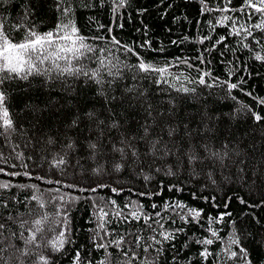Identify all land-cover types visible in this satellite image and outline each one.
<instances>
[{"label": "trees", "instance_id": "16d2710c", "mask_svg": "<svg viewBox=\"0 0 264 264\" xmlns=\"http://www.w3.org/2000/svg\"><path fill=\"white\" fill-rule=\"evenodd\" d=\"M205 4L212 10L203 11L200 0H126L117 11H113L117 0H0V25L15 40L22 39L33 26L39 32L55 29L65 16L63 10L70 8L69 18L88 43L103 47L114 36L145 61L171 65L165 78L175 85L155 84L152 77L160 79L156 74L133 80V73L125 71L124 78L111 88L103 85L106 95L124 101L109 104L99 94L101 86L84 77L52 81L30 77L28 81L5 82L16 131L7 137L0 135V168L4 169L0 183L10 184L7 189L0 188V224L5 225L0 230V249H6L0 252V264H39L40 254L50 257V264H73L77 251L81 264H126L133 252L136 259L132 264H244L242 258L229 259L227 245L234 231L252 264H264V122L257 124L249 111L264 116V104L259 103L264 98V60L255 58L257 53L264 56V30L251 27L264 17L242 8L243 0H205ZM225 6L228 11H220ZM225 15L231 19L217 24ZM232 20L239 35L232 34ZM248 30L252 36H247ZM205 36L209 39L201 42ZM221 36L225 40L216 44ZM245 43L248 48L243 47ZM113 51L122 63H137L131 53L115 47ZM183 60L187 63L180 62ZM82 63L89 68L96 66L90 60ZM202 73H210L204 78L212 87L189 82ZM224 81L239 86L229 91ZM180 84L196 91L178 92ZM133 85L144 96L129 103L131 95L125 89ZM88 113H95V117ZM113 121L118 124L115 128L110 127ZM158 139L159 151L153 155L150 142ZM128 142L136 156H132ZM93 143L96 149L90 147ZM114 145L124 148V154L114 151ZM165 145L170 155L165 154ZM205 145L209 152L227 150L230 158L222 166L208 158ZM189 151H195L201 160L189 164ZM60 157L65 162L54 166ZM117 164L122 165L119 170ZM169 169L175 174L169 175ZM12 172L20 175L12 176ZM25 172L30 175H23ZM145 176L150 178L145 180ZM112 188L122 191L114 193ZM41 193L46 203L43 209L30 199ZM65 194L76 199H51ZM241 199L246 203H240ZM165 203H183L186 208L166 209ZM97 204L110 213L105 224L110 236L103 237L97 228ZM58 207L66 213L67 225L63 215L55 216ZM138 208L152 219L147 223L142 218L134 220L129 213ZM187 208L203 210L198 221L180 219ZM116 210H122L128 219L112 215ZM224 212L231 215L211 225L219 238L206 246L211 255L205 259L200 256L205 246L197 241L211 238L209 217ZM44 213L50 214V221H57L51 225L57 231H51L46 222L45 231L38 234L40 247L28 246L29 255H21L17 248L25 247L27 229ZM21 220L28 221L24 229L20 228ZM65 227L70 242L53 252L46 242ZM181 228L182 232H176ZM164 230L173 232L174 238L164 241L159 235ZM97 231L102 238L95 243H107L121 235L124 242L119 248L109 245L97 249L93 241ZM136 236L141 237L139 247ZM154 236L161 243L156 244L151 239ZM231 250L238 251L237 245H231Z\"/></svg>", "mask_w": 264, "mask_h": 264}, {"label": "snow or ice", "instance_id": "6c2138e0", "mask_svg": "<svg viewBox=\"0 0 264 264\" xmlns=\"http://www.w3.org/2000/svg\"><path fill=\"white\" fill-rule=\"evenodd\" d=\"M126 3V0H117V7L113 9V11H117L118 8L123 7ZM201 5L203 6V11H211L212 9L208 8L205 4V0H200ZM243 7H246L248 9L252 10V14L255 13L261 14L262 17H264V0H243ZM234 11L236 9H233ZM242 10V9H241ZM65 13L64 18L62 19L61 23L57 24L55 29L49 30L47 32H39L35 29V27H30L25 32V35L20 40L13 39L8 33L4 31L3 25H0V135H4L5 137L10 136L13 132L16 131L15 121L13 119V115L9 109L8 106V93L7 90L3 87L6 81H14V80H20V81H28L30 77H42L45 78L46 81H52V80H62L66 77H73V78H79L84 77L87 81L94 82L97 85H100V93L104 96L106 103H113L116 101H119L121 104L124 102L121 97H117L115 95L108 96L105 94L103 85L107 84L109 88L112 87V85L119 79L124 78L125 71H129L133 73L132 79H147L151 74H156L160 77V79H156L155 77H152L153 82L157 85L161 83L169 84L168 79L165 78V74L169 73V68L171 65L166 64L164 66H157L154 65L151 62L145 61L139 53L135 52L132 47H129L127 45H123L120 40L116 39L114 36L111 38L110 41H106L105 46L99 47L93 44H90L87 42L88 38L84 37L79 33L78 28L76 27L75 23L70 17V8H66L63 10ZM220 11H228L227 6L220 9ZM251 19V16L249 17ZM231 18L227 15L222 16L219 18L216 23L217 24H224L225 21L230 20ZM233 25V33L235 35H239V31L236 30L235 25L236 21L232 20ZM244 26L241 25V28ZM255 29H261L264 30V18L260 19L258 23H255L251 26ZM109 32L112 31L111 28L108 30ZM247 36H252V31H247ZM92 39L96 40H106L105 37H94ZM187 39V37L185 38ZM209 39V37L205 36L201 40ZM225 40L224 36H221L219 40L216 41V44H220L222 41ZM145 45H148L150 47V44L145 41ZM173 43H176L173 41ZM108 44H111L113 47L118 49H123L126 53H131L132 55L137 57V63L135 64H126L122 63L118 56H116L115 52L113 51V47H109ZM144 45H141L143 47ZM215 47V45H213ZM244 48H248L249 45L247 43L243 44ZM257 60H264V56H261L259 53H257L256 57ZM179 59V58H178ZM201 62L203 63V58L201 57ZM84 60H90L95 63L94 68L86 67L82 62ZM182 63H187V60L180 61ZM191 67V65H189ZM199 71V70H198ZM231 74V73H229ZM210 73H202L197 80L189 81L190 83H198L200 85H205L206 87H212L213 85L207 84L205 80V76H209ZM106 77L108 79H106ZM174 80H180L179 76H174ZM184 79H188L187 77H184ZM227 85V88L229 91L232 89L238 88L237 83H230L227 81L222 82ZM170 87H175L174 84H169ZM176 91L183 92V93H194L196 91L195 88H189L184 86L183 84H180L178 88H176ZM125 92L131 95V100H129V103L132 102V100H139L144 96V92L139 91V89L133 85L131 87H127L125 89ZM250 95V93H249ZM234 99V97H233ZM260 104H264V98H261L259 100ZM149 109H151V105H149ZM251 111V115L253 120L260 124L261 122H264V116L261 114ZM149 115H151V112L149 110ZM88 116L90 118L95 117V113H88ZM76 121H73V124H75ZM104 121H100V124H103ZM117 122L113 121V123L110 125V127H117ZM145 134L148 133V127L145 126L144 128ZM175 132V129H170L169 136L171 137L173 133ZM51 142V141H50ZM160 140H155L150 142V152L155 155L157 151H159L158 145L160 144ZM68 147H71V145H68ZM90 147L92 149H96L97 145L95 143L91 144ZM127 147L131 150L132 156H136L137 152L133 148L130 142L127 143ZM226 147V146H225ZM204 149L206 152H209L208 146L205 145ZM114 151H119L120 153L124 154L125 150L124 148H116L115 145L113 146ZM164 152L166 155H170L171 151L167 148V146H164ZM20 154H18L19 156ZM187 159L189 164H193L197 161L201 160V157L195 152V151H189L186 153ZM209 159H212L214 161H218L222 166L224 165V162L226 159H229V153L227 150L220 151H210L209 152ZM65 161L63 157H60L59 159H56L54 161V166H59L63 164ZM241 164L244 163V161H240ZM121 164H117L116 170H119L121 168ZM27 167V165H25ZM241 171H244L243 168L240 169ZM4 169L0 168V172H3ZM95 171V170H94ZM159 171V169H157ZM169 175H174L169 169L168 172ZM12 176L20 175L18 172H12L10 173ZM23 175L28 176L30 173H23ZM150 177L145 176L144 179L148 180ZM42 179V178H41ZM51 183V181H49ZM56 183H60L59 181H56ZM213 183L215 181L213 180ZM10 187L9 183H0V188L7 189ZM21 187H24L21 185ZM32 188H37V185H30ZM68 187H75L74 185H68ZM103 187V186H99ZM175 187V186H173ZM170 191L173 190L172 188L169 189ZM56 191H59L58 189ZM81 191H84V189H81ZM91 191L95 192L96 189L93 188ZM112 191L114 193H118L119 191L116 188H112ZM144 195V194H141ZM31 200L37 201L38 207L40 209H43L46 207V203L43 200V194L41 195H35L33 194L30 197ZM51 199L56 200L59 199L60 201L68 202L69 200H74L76 197H70L68 194L59 196V197H51ZM207 199V198H205ZM214 199V198H213ZM112 206H116V202L114 200L110 201ZM240 203H246L243 199L240 200ZM264 203V202H262ZM6 206V205H5ZM98 208V230H102L103 237L110 236L112 233H110L106 227L105 224L107 223L106 217H109L110 213L106 211L105 207L102 205H94ZM227 204H225V208H227ZM259 206V205H257ZM127 207V205H125ZM153 208H156L157 206L155 204L152 205ZM166 209L169 207L173 208H179V209H185L186 205L183 203H177L175 205H169L168 203H165L164 206ZM203 210L202 209H196V208H187L186 214L180 215V219L184 220L186 223L190 221H198V218L201 217ZM48 213H44L43 215H40L38 218L34 219L31 223L33 225L32 228L27 229L28 235L27 237L23 238V243L25 245L24 248H17V251L21 253L23 256H27L30 253V248L28 246L35 245L36 247H40V245L37 243L38 241V234L43 233L45 231L44 225L47 222L49 224L50 230L53 232H56L57 230L55 228H51L52 224L57 223L56 220H49ZM63 215V223L67 225V216L66 213L61 212V209L58 207L55 213V216L60 217ZM117 218L123 217L124 220L128 219V216H125L123 214L122 210H116L114 213H112ZM129 215L134 220L143 219L146 223L152 219L149 215L143 214L140 209L138 208L136 211H132L129 213ZM231 213L224 212L221 213L218 217H209V227L208 231L211 234V238H204L202 240L197 241L198 243L204 245L203 251L200 252V256L204 257L205 259L211 255V253L208 251V248L206 246L212 245L214 240L213 238H219L218 237V231L214 230L211 225L214 223H219L220 221H223L226 216H230ZM156 216H160V213L157 212ZM190 218V219H189ZM28 223V221L21 220L20 222V228L24 229L25 225ZM155 223H159V221H155ZM175 223V221H173ZM5 225L0 224V230L4 229ZM160 228L163 229L164 225L161 224ZM153 231H156V229H152ZM67 227H65L64 230H60L57 232L54 238L48 240L46 242L47 247H50L53 252H59L61 249L64 248L65 244L70 242L67 238ZM183 229H177L176 232H182ZM0 235H2V232H0ZM13 236L16 234L13 233ZM21 237H23V232L20 233ZM159 235L163 237L164 241H168L174 238V233L169 231H160ZM101 237V231H97L96 235L93 237L94 246L97 249H107L109 245H114L116 247H121L124 242V236L121 235L118 239H111L107 243L99 242L95 243L97 239H100ZM156 244L161 243L160 240H157L156 237L151 238ZM141 237L136 236L135 237V243L136 246H140ZM231 245H237L238 251H232ZM150 247V245L148 246ZM148 247L144 248V251L148 250ZM6 249H0V252L5 251ZM227 250L229 252V259L231 258H242L244 264H252L251 260L249 259L248 250L241 246V241L239 236L236 235L235 231L229 238V243L227 245ZM158 251H160L158 249ZM124 256L128 257V253L124 252ZM136 259V253L133 252L131 258H129L126 261V264H132V260ZM50 257H46L43 254H40L38 256V262L39 264H50ZM4 264H8V261H5ZM73 264H81V254L79 251H77L75 258L73 260ZM99 264H105V261H100ZM141 264H145L144 261H141Z\"/></svg>", "mask_w": 264, "mask_h": 264}]
</instances>
